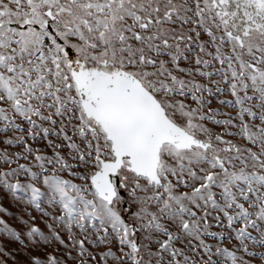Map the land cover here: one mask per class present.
<instances>
[{
	"label": "snow or ice",
	"instance_id": "snow-or-ice-1",
	"mask_svg": "<svg viewBox=\"0 0 264 264\" xmlns=\"http://www.w3.org/2000/svg\"><path fill=\"white\" fill-rule=\"evenodd\" d=\"M0 264H264V0H0Z\"/></svg>",
	"mask_w": 264,
	"mask_h": 264
},
{
	"label": "rangeland",
	"instance_id": "rangeland-1",
	"mask_svg": "<svg viewBox=\"0 0 264 264\" xmlns=\"http://www.w3.org/2000/svg\"><path fill=\"white\" fill-rule=\"evenodd\" d=\"M227 110V109H226ZM13 210H15L14 208H13ZM35 214V213H34ZM38 215V214H37ZM5 219H8L7 217H5ZM11 222V221H10ZM41 227H43V224H41L40 225Z\"/></svg>",
	"mask_w": 264,
	"mask_h": 264
}]
</instances>
